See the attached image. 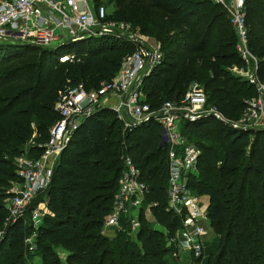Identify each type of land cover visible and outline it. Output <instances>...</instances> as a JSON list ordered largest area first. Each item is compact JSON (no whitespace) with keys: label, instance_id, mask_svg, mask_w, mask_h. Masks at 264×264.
<instances>
[{"label":"trees","instance_id":"trees-1","mask_svg":"<svg viewBox=\"0 0 264 264\" xmlns=\"http://www.w3.org/2000/svg\"><path fill=\"white\" fill-rule=\"evenodd\" d=\"M117 1L110 18L139 27L144 35L150 34L144 18L148 12L172 16L180 25L199 15L209 22V29L224 14L235 43L225 46L227 52L214 58L216 64L206 59L215 48L209 45V37L205 39L208 45L197 52L191 50L195 51L199 44H191L188 39L189 51L183 47L175 54L166 50V32L154 31L158 33L154 36L163 60L145 78L142 94L145 103L156 111L165 102L178 103L189 85L198 82L208 106L218 109L227 120L237 121L244 114L246 101L256 93L225 68H240L243 63L235 50L236 35L221 6L208 0ZM248 23L257 31L249 30ZM199 24L192 28L194 32ZM246 26L248 47L259 61L258 76L262 77L264 54L257 49L260 50L259 42H264V0H247ZM74 48L71 52L76 54L75 61L60 63L52 55L61 49L0 44V68L10 66L17 57L37 56L36 64L0 74V228L6 217L4 201L11 196V183L17 181L16 160L23 157L32 135H37V146L30 151V157L37 158L50 128L59 119L56 104L67 91L80 85L87 92L98 90L101 83L113 79L136 45L99 38L76 43ZM193 53L205 57L201 58L207 61L205 66L192 61ZM180 134L188 142L195 140L201 150L197 174L190 177L188 184L195 194L208 200L209 225L220 237L221 245L215 264H264V130L237 131L206 118L182 122ZM123 153L130 157L139 170L140 181L148 188L143 206L156 204L151 208L156 222L174 235L180 219L166 212L167 151L159 146V125L151 121L124 135L115 113L101 109L84 120L53 170L45 192L51 215L43 218L34 242L33 254L39 255L43 264H169L165 257L174 248L165 247L162 233L142 217L136 241L125 233L112 239L99 235L111 209ZM31 233L22 220L8 227L0 242V264H26L30 255L25 239ZM59 249L66 252L64 262ZM200 261L201 258L194 262Z\"/></svg>","mask_w":264,"mask_h":264},{"label":"built area","instance_id":"built-area-1","mask_svg":"<svg viewBox=\"0 0 264 264\" xmlns=\"http://www.w3.org/2000/svg\"><path fill=\"white\" fill-rule=\"evenodd\" d=\"M208 1L225 10L236 35L235 50L243 66L229 70L242 77L256 93L246 101L244 116L236 122L226 120L215 107L208 106L206 94L197 84L191 85L178 103L165 102L158 110L152 111L144 101L142 85L162 63L160 45L150 47L140 43L136 36H131V25L110 18L102 3L93 0H0L2 42L52 50L99 38L136 43L134 52L123 59L112 80L89 92L80 85L69 89L61 98L56 104L59 119L50 128L39 157L16 160L17 181L11 183V196L4 201L6 217L0 228V242L6 229L22 220L32 231L25 239L27 251L29 254L35 252L36 231L43 218L51 215L45 192L55 166L84 120L108 108L121 122L124 135L151 121L159 125V146L167 151L166 212L180 219V226L173 236L160 233L168 247H173L176 253L182 250L192 264L203 259L211 232L207 207L200 206V196L188 184L190 177L197 174L201 150L180 134V124L211 118L225 126L229 124V128L237 131L264 130V76H258L259 62L248 47L247 0ZM54 44H57L56 48ZM75 59V52H64L58 61L72 63ZM120 160L122 170L110 212L100 226L99 235L112 239L118 233H125L136 241L141 217L146 221H150L149 217L153 219L151 208L156 204L143 206L148 188L140 181L139 170L127 154L123 153Z\"/></svg>","mask_w":264,"mask_h":264},{"label":"rangeland","instance_id":"rangeland-1","mask_svg":"<svg viewBox=\"0 0 264 264\" xmlns=\"http://www.w3.org/2000/svg\"><path fill=\"white\" fill-rule=\"evenodd\" d=\"M96 1L98 3H102L105 8H106V13L109 15H111L113 12H115L116 7H117V0H93V2ZM228 2V1H227ZM199 16V15H197ZM191 17L190 20L191 21H183L184 24L180 25L176 19L174 17H168V16H164V15H157L154 14L152 12H148L146 16H144L145 18V22L149 25L150 28V34L149 35H144L141 32V29H139V27H135L132 28L131 27V36H136V38L138 39V41L146 46H157L159 44L156 36H158V33H155L154 31H157V29H160V31H165L166 32V41L167 43V52H172V53H177L179 52L183 47H185L186 51H189V48L187 46V42L188 39L190 40L191 44L194 42H197L199 45L198 47L196 46L195 51L191 50V52H197V49L203 48L205 47L207 44V41L205 40L206 38L209 37V45L215 48H212L210 52H208V57L206 59L210 60V63L212 64H216L217 60L214 59L218 56H221L223 54H225L227 52V49L224 48L225 46H228L229 44H233L235 43V38L233 36L232 30L229 26V23L227 21L226 16L223 14L222 17H220L217 20V23L215 26H213L211 29H209V22L207 20H202L201 17ZM200 23V24H199ZM199 24L197 30L194 32L192 30V28L194 27V25ZM186 26V27H185ZM248 28L249 30L252 29L254 31H257L252 24L248 23ZM251 30V33H252ZM159 31V32H160ZM152 33V34H151ZM256 33H253V35H255ZM156 35V36H154ZM258 36V35H257ZM204 38V39H203ZM258 39V38H257ZM0 44L3 45H9L11 44L10 42H2L0 41ZM136 44V43H133ZM160 45V44H159ZM220 45V46H218ZM75 44H70L68 47L65 48H61L60 52H54L55 54L52 55V57L54 59H59V57L61 56L62 53L64 52H71L72 50H75L74 48ZM264 42H259L258 44V52L260 51L261 54H264ZM53 47H57V44H54ZM72 53V52H71ZM254 56V55H253ZM37 56L36 55H27L25 58L20 59V58H16L15 62H13L10 66H6L3 68H0V74L1 72L10 70V71H16L17 68H21L23 66H26L27 64H36L37 62ZM202 57H204L203 55L197 54V53H193V62L197 61L199 65H203L205 66L207 61H202ZM256 57V56H255ZM205 58V57H204ZM51 60V59H50ZM259 62V61H258ZM246 67H248V70L251 71L252 68L249 67V65H247ZM226 70L228 72H230L233 76L237 77L240 80H244L242 77L238 76L236 73H233L229 70V67H225ZM228 68V69H227ZM231 69V68H230ZM193 84H196V82H192L189 87ZM198 84V82H197ZM189 87L186 90V93L189 89ZM185 93V94H186ZM217 112L221 113L218 109ZM242 116H240V118L237 121H240L242 119V117L244 116V114H241ZM227 120V119H226ZM230 119H228L229 121ZM236 122V121H233ZM34 126V125H33ZM33 129H36V127L34 126ZM35 131V130H34ZM36 138L37 135L36 133H34L31 137V139L27 142V144L25 145L24 148V155L22 157V159H28V160H33L35 158L30 157L32 153H30V151H32V148L37 146L36 144ZM190 141V140H189ZM191 144L195 143V140L191 139V141L189 142ZM42 200V199H41ZM208 205V200L205 196H200V206L201 207H207ZM152 215V214H151ZM148 222H150L152 224V228L157 231V232H165L166 235H168V231L167 229L158 224L156 222V219H150V217L148 218ZM177 232V230L175 231V233ZM209 239H208V244L206 245V249L204 250V256L203 259L201 260L200 264H215L216 259H217V255L220 251V237L218 235H216L213 231V229H211L210 234L208 235ZM135 238V237H134ZM35 242V240H34ZM165 247L168 248L167 244L165 245ZM168 260L169 264H192V261L190 260V258L184 254V252L182 250H178V252L176 253L174 249H172V251H170L166 257Z\"/></svg>","mask_w":264,"mask_h":264},{"label":"crops","instance_id":"crops-1","mask_svg":"<svg viewBox=\"0 0 264 264\" xmlns=\"http://www.w3.org/2000/svg\"><path fill=\"white\" fill-rule=\"evenodd\" d=\"M109 102L114 103L115 100H109ZM104 109H108V108H104ZM58 253H59L60 259L64 262L65 261V257H66V252L63 251L62 249H59ZM29 255H30V257L26 260V264H43L42 263V258L39 255H37V254H29Z\"/></svg>","mask_w":264,"mask_h":264},{"label":"water","instance_id":"water-1","mask_svg":"<svg viewBox=\"0 0 264 264\" xmlns=\"http://www.w3.org/2000/svg\"><path fill=\"white\" fill-rule=\"evenodd\" d=\"M226 126L229 127V124H226ZM259 131H261V130L260 129H247L246 130V132H248V133H255V132H259Z\"/></svg>","mask_w":264,"mask_h":264}]
</instances>
